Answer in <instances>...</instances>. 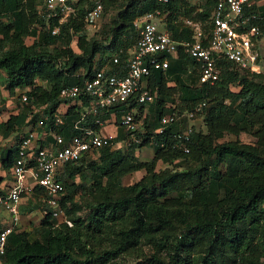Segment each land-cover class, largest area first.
<instances>
[{"label": "trees", "instance_id": "16d2710c", "mask_svg": "<svg viewBox=\"0 0 264 264\" xmlns=\"http://www.w3.org/2000/svg\"><path fill=\"white\" fill-rule=\"evenodd\" d=\"M41 1L0 0V69L6 75L4 89L13 95L15 88H30L26 94L28 102L5 122H0L2 137L8 134L15 137L26 119L29 122L37 119L35 114L31 115V107L55 106L61 87L79 84L90 76L94 54L102 58L107 53H116L119 64L109 68L110 71L121 69L127 50L138 36L133 18L158 11L159 18L165 19L162 29L173 39H189L191 34L189 27L173 23L182 0H120L124 4L119 15L121 25L111 28L109 41L84 44L81 31L92 2L89 8H84L85 0H78L74 14L60 24L53 19L47 28L29 31L24 20L29 16L30 21L36 19L33 7ZM214 1L203 0L200 4L197 19L202 26ZM100 2L105 7L107 1ZM29 6L33 7L29 9ZM252 10L258 16L255 24L264 36V6ZM7 18L11 19L6 21ZM53 27H58L55 35L50 33ZM30 35L33 41L25 45L22 39ZM74 35L83 49L82 56L67 48L48 54L42 47L58 43L66 46ZM62 54L67 55L70 63V68L64 71L54 64ZM101 61L99 57V66ZM77 65L85 67L86 72L75 74L72 67ZM219 65L218 80L201 86H193L195 64L181 52L169 60L165 71H151L148 87L156 90L157 97L148 105V117L144 120L147 130L140 143L129 142L126 148L151 146L153 158L141 162L131 153L105 147L92 159L82 157L67 163L58 176L63 188L59 204L71 227L57 224L45 215L34 235L15 228L6 238L0 264H115L119 256L140 243L150 245L164 258L151 254L134 264H264V75L231 68L223 61ZM187 69H190L188 75ZM180 73H184L182 79ZM170 75L174 76L175 88L165 87ZM36 77L47 80V90L33 86ZM230 85H238L239 90L230 91ZM175 99L177 104L173 103ZM166 101L179 112H191L192 116L203 112L207 133L188 130L185 136H178L181 133H176V126L182 123L185 127L188 122L182 118L179 124L165 127L163 133L152 134L159 127V117L172 111L165 108ZM3 106L4 100L0 99V111ZM74 118V112L69 109L57 132H69ZM242 125L253 130L254 145L216 143L223 136L222 131L237 134ZM177 159H186L189 165L186 162L180 170L155 171L157 160L171 163ZM13 160L14 149L1 157L2 169L9 171ZM193 162L197 165L190 166ZM221 164L223 171L218 169ZM139 170L144 175L138 181L122 184L125 175ZM76 177L78 184L74 182ZM86 178L92 183L87 187L81 184ZM78 188L86 196L83 217L71 215L70 203L73 205V193ZM174 192L176 197L171 196ZM39 193L35 188L31 196L35 199ZM102 242L106 245L97 249Z\"/></svg>", "mask_w": 264, "mask_h": 264}, {"label": "built area", "instance_id": "2783aa9c", "mask_svg": "<svg viewBox=\"0 0 264 264\" xmlns=\"http://www.w3.org/2000/svg\"><path fill=\"white\" fill-rule=\"evenodd\" d=\"M77 1L42 0L37 9L44 27L53 19L60 24L72 16ZM258 1L215 0L203 26L193 25L190 38L180 40L173 39L159 26L158 11L146 13L135 23L138 36L127 50L121 69L110 71L109 68L119 64L116 53H107L102 58L96 56L90 76L79 84L61 87L55 106L31 107V113L38 118L20 131L10 167L11 186L0 194V209L10 218L9 224L0 230V261L6 238L17 225L22 196L32 195L37 188L40 193L34 201L41 215L71 227V221L59 204L63 188L58 176L64 166L92 156L100 148H121L127 147L129 142H141L140 137L147 130L144 120L148 117V105L155 98L148 87L151 71H165L169 60L181 52L195 64L193 86L214 84L220 76L219 62L222 61L237 70L259 73L262 57L257 40L261 32L255 24L258 16L252 10L258 6ZM91 2L84 23L92 26L100 17L102 7L100 0ZM50 33L57 34L58 27H53ZM189 73L187 69L186 74ZM28 91L25 87L18 94L21 106L28 102ZM139 106H142L141 111ZM165 108L172 111L159 117V127L152 134H161L168 125L179 124L182 118L192 116L191 112H179L173 105H165ZM69 109L75 116L70 131L59 133L57 129L63 126ZM198 109L196 107L195 111ZM187 131L178 136H185Z\"/></svg>", "mask_w": 264, "mask_h": 264}, {"label": "rangeland", "instance_id": "374dc122", "mask_svg": "<svg viewBox=\"0 0 264 264\" xmlns=\"http://www.w3.org/2000/svg\"><path fill=\"white\" fill-rule=\"evenodd\" d=\"M107 3L105 4V7L103 6V4L101 5L102 10H101V14L100 17L98 18V20L96 21V23L94 25H88L85 24L83 25V29H82V33L84 35V44L88 41H97L100 42L102 44L107 43V41H109L110 39V30L114 25H121L120 19H119V15L121 14V11L123 9V5L121 3L120 0H106ZM42 2V1H41ZM41 2H39L36 6H29V9H31L33 7V11H34V16H35V20L34 21H30L32 19L31 16H29L27 19L24 20L26 27L28 28L29 31H31V29H34L36 31L39 30H43L44 27V23L43 20L41 19V17L38 15V11L39 9H37ZM89 2H91V0H85L83 2V6H85L84 8H89ZM203 2V0H182L180 2L179 8H180V12H178L175 15V18L173 20V23L176 24H180V25H184L189 27V29L192 28L193 25L197 24V25H201V22H199L200 20H198L197 15L198 12L201 11L200 8V4ZM103 3V2H102ZM26 11H28L26 9ZM29 14V13H28ZM122 17V16H121ZM163 17V16H162ZM10 20L11 18H7V20ZM138 18H133V26L136 28L135 23L137 22ZM30 21V22H28ZM165 19L163 20V18H159L158 19V24L160 27H163ZM28 22V23H27ZM127 22V21H125ZM42 23V25H41ZM205 21L202 23L204 24ZM30 34V33H28ZM23 43L25 45H30L33 41V36H25L23 37ZM83 44V45H84ZM43 49L46 51V53L51 54L55 49L56 50H60L63 51V49H69L70 52H72L74 55L77 56H82L83 55V49L81 48L80 45H78L77 43V35H74L73 37H71L69 43L65 46L62 45L61 43H58L54 46H42ZM257 47L259 48L258 52H259V56L262 57L261 62H260V70L259 73H254V74H263L264 75V36L259 37V39L257 40ZM65 55V56H64ZM63 56V57H62ZM61 59L59 58L58 60H56L54 62V64H56V67L59 70H67L70 68V63L68 62L67 59V55L66 54H62ZM96 56H98L97 54L93 55V57L90 60V68H89V72H91L93 66L95 65V58ZM65 64V65H64ZM73 72L77 75H82L83 73L86 72V68L80 65L77 66H73L72 67ZM2 70V69H1ZM3 71V70H2ZM4 72V71H3ZM184 74V73H183ZM183 74L180 73L179 74V78H183ZM250 75V74H249ZM5 72L3 73V75H0V83H2L5 80ZM170 78L167 79V81L165 82V87L166 88H175V84H174V76L170 75ZM34 85L33 86H37L39 88H42L43 90H47L48 89V82L46 79H40V78H34L33 80ZM3 84H0V99H4L5 103V110L0 112V119H2L3 117H6V115L9 112H13L15 113L16 111L13 109V107H15V109H17L18 104H17V98L18 94L20 93L19 88H15L13 90V95H8L7 91L3 88H1ZM150 87V86H149ZM151 89V88H150ZM228 89L232 92H237L239 90V86L238 85H230L228 87ZM30 90V88H29ZM151 93H153L155 95L154 100L157 97V92L156 90H150ZM165 105H170L168 102ZM227 104V100L224 101ZM174 104L178 103V100L175 99ZM174 106V105H173ZM4 107V106H3ZM141 111V110H140ZM197 115V116H196ZM195 116H191L188 119V122L186 124L185 127H182V123L178 126H176V133H183L187 130H194L195 132H199L201 134H206L207 133V129L206 126L203 122V116L204 113L199 112L198 114H196ZM243 129L239 130L237 129V134L235 132H232L231 130H224L222 131L223 136H221V138L219 140L216 141V143H223V142H234V143H238V144H250V145H254L255 144V140L256 138L251 134L253 132V130L249 131L246 130L248 129V126L242 125L241 126ZM121 148L123 149V146H121ZM122 153L124 154H129L131 153L133 155L134 158H136V160L141 161V162H149L152 158H153V153H152V149L151 146H142L140 148H136L134 150H130L129 148L123 149ZM89 158V157H86ZM92 159V158H91ZM187 162V165H189L188 161L182 160V159H177V160H173L171 163H163L160 162V160H157L155 162V171H160L164 168L166 169H173V170H180L181 168L184 167V163ZM191 165H197V162H193ZM218 169L220 171L224 170V166L223 164H221ZM144 175V171L143 170H139L136 172H132L130 174L125 175L121 182L123 185H129V184H133L134 182L138 181L140 179V177H142ZM74 182L76 184H78L79 179L78 177L75 178ZM81 184H83L85 187L91 185V179L90 178H86L84 181L81 182ZM171 196L176 197L177 194L176 192H174ZM27 198L26 200H24L23 204L29 208V214L27 212H24V214L22 216H19V223H18V227L16 228L17 230H19L20 232L23 231L24 229L28 231V233L34 235V230L37 227V225L40 222V219L42 218V216L40 215L39 212V205L38 204H34V200L32 198V196L30 195H26ZM86 199V196L83 195V191L80 190L79 188L75 191V193H73V205L70 203L71 206V212H72V216L73 217H83L86 214V209L84 208V201ZM34 204V206H33ZM106 245L105 242L100 243V245H97L96 248L97 249H102L104 246ZM151 254H155L158 258H164V255L162 253H155L154 249L152 247H150V245L146 244V243H140L136 248L123 253L121 256H119L116 261H114L115 264H134V263H138L139 261H141L143 258H146L148 256H150Z\"/></svg>", "mask_w": 264, "mask_h": 264}, {"label": "crops", "instance_id": "0c3cea01", "mask_svg": "<svg viewBox=\"0 0 264 264\" xmlns=\"http://www.w3.org/2000/svg\"><path fill=\"white\" fill-rule=\"evenodd\" d=\"M257 4H258V8H260V7L262 8L264 6V0H259L257 2ZM3 73L4 72L0 69V75H3ZM0 84H3V85H1L2 86L1 88L4 89V81ZM4 103H5V101H4ZM5 108L6 107L4 105V108L1 111L5 110ZM13 109L16 110L15 107H13ZM10 114H13V112H9L6 115V117H3L2 119H0V122H2V123L5 122ZM14 138L15 137H13V134H8L6 137H2L0 135V159H1V157H4L6 155L7 151L13 150V148H11V146H12L13 142H15ZM11 182H12V180H11L10 170L4 171L1 167V164H0V193H4L11 186ZM26 199L27 198L22 197L20 202H19V206H18L19 215H18L17 225L20 221L19 216H22L24 214V212H27L28 214L30 213L29 208L23 204L24 203L23 201ZM9 220H10L9 215L5 211L0 209V227L8 225Z\"/></svg>", "mask_w": 264, "mask_h": 264}, {"label": "clouds", "instance_id": "9594fccd", "mask_svg": "<svg viewBox=\"0 0 264 264\" xmlns=\"http://www.w3.org/2000/svg\"><path fill=\"white\" fill-rule=\"evenodd\" d=\"M90 74V73H89ZM89 77V76H88ZM87 78V77H86ZM72 85H75V84H72ZM25 88V87H24ZM28 88V87H27ZM20 89V88H19ZM22 89V88H21ZM17 98V104H18V107H17V109L15 110L16 112L19 110V109H21V107L23 106H21L20 105V103H19V98L18 97H16ZM15 112V113H16ZM14 113V114H15ZM31 115H33L32 113H31ZM36 115V114H35ZM37 116V115H36ZM37 118H38V116H37ZM25 124H23V126H21L17 131H16V133H15V138H14V140H15V142H13V144H12V146H11V148H13L14 149V156H15V146H16V142L18 141V135H19V133H20V131L24 128V127H26L27 125H29V124H31V123H33V122H35V121H31V122H29V118L28 119H26L25 120ZM106 148H109V147H106ZM124 148H126V146H123V149ZM101 149V148H100ZM111 149V148H110ZM113 149H119V150H123L122 148H113ZM99 150V149H98ZM97 150V151H98ZM96 151V152H97ZM96 152L92 155V156H86V157H89V158H94V157H96ZM85 157V156H84ZM85 157V158H86ZM82 158V157H81ZM80 158V159H81ZM78 161V160H77ZM74 162H76V161H74ZM70 163V162H69ZM65 167V166H64ZM10 170V169H9ZM0 194H2V193H0ZM31 196V195H30ZM22 197H26V196H22ZM21 197V198H22ZM32 198H33V196H32ZM34 200V199H33ZM35 202V201H34ZM19 206V205H18ZM39 209V208H38ZM39 212H40V210H39ZM41 214V213H40ZM18 215H19V211H18ZM42 216V215H41ZM43 217V216H42ZM18 227V225H16L15 227H14V229L15 228H17ZM2 228V227H1ZM1 228H0V230H1ZM13 229V230H14Z\"/></svg>", "mask_w": 264, "mask_h": 264}]
</instances>
